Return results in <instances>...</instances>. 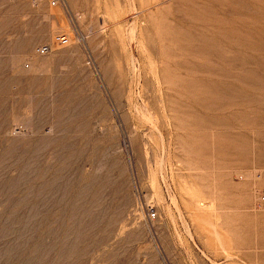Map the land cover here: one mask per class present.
I'll use <instances>...</instances> for the list:
<instances>
[{
	"label": "rangeland",
	"instance_id": "374dc122",
	"mask_svg": "<svg viewBox=\"0 0 264 264\" xmlns=\"http://www.w3.org/2000/svg\"><path fill=\"white\" fill-rule=\"evenodd\" d=\"M233 1L0 0V146L47 138L79 153L67 164L54 160L59 147L47 149L40 160L69 172L43 200L26 181L33 172L0 159V169L10 168L0 179L21 180L13 199L0 191V222L12 224L0 236V264H264V0H244L245 11ZM57 32L72 42L37 54ZM204 32L209 41L200 42ZM31 55L60 58L44 63L47 92L25 81ZM87 184L99 192L90 205L99 220L82 209L80 221L68 219ZM21 192L35 196L21 205ZM75 222L89 240L59 232L84 252L58 259L56 237L39 232ZM40 237L52 248L36 263L31 247Z\"/></svg>",
	"mask_w": 264,
	"mask_h": 264
},
{
	"label": "bare ground",
	"instance_id": "6f19581e",
	"mask_svg": "<svg viewBox=\"0 0 264 264\" xmlns=\"http://www.w3.org/2000/svg\"><path fill=\"white\" fill-rule=\"evenodd\" d=\"M185 1V0H184ZM205 1V0H204ZM238 2H239V4H238ZM190 3V2H189ZM209 3V2H208ZM228 3V2H227ZM233 4H232V6L234 7V8H236V11H237V7H239V5H240V7L242 8V10L243 11H245L246 10V4L244 3V0H236V2L235 1H233L232 2ZM251 8V7H250ZM205 9V7L203 8V10ZM212 9V8H211ZM209 11V10H208ZM236 11L234 12V10H233V12H234V14L236 15ZM254 11V10H253ZM203 12L204 11H202V12H200L198 15L200 16V17H202V15H203ZM206 14V13H205ZM217 14V13H216ZM215 15V14H214ZM233 15V14H232ZM217 16V15H216ZM220 17V16H219ZM245 18H246V16H245ZM244 17L241 19L242 21L245 19ZM210 19V18H209ZM214 20V19H213ZM233 20V19H232ZM208 21V20H207ZM213 22V21H212ZM217 22V21H216ZM230 22H231V18H230ZM232 23V22H231ZM234 24V23H233ZM236 27V26H235ZM235 27H232V25L230 26V28H229V33H231V34H233V35H240L238 32H234V30H239V32H240V29H237V27L235 28ZM219 29H221V27H219L218 28V30ZM242 33V32H241ZM213 34V33H212ZM247 34V33H246ZM207 35H210L209 33H206V32H204V33H201L200 35H199V40H200V42H201V39L202 40H206V41H209V39L207 38ZM254 37V36H253ZM210 38V37H209ZM239 39V38H238ZM252 39V38H251ZM233 41V40H232ZM243 41V40H242ZM244 43V42H243ZM229 46V45H228ZM226 48V47H225ZM240 52V51H239ZM238 55V54H237ZM216 56V55H215ZM239 56V55H238ZM15 57V56H14ZM219 57V56H218ZM20 59V58H19ZM242 59V58H241ZM238 60V59H237ZM236 62V61H235ZM231 63H232V61H231ZM185 65V64H184ZM202 64H199V67L201 66ZM186 66H188V65H186ZM206 67V66H205ZM207 67H209V66H207ZM204 68V67H203ZM230 71H232L231 69H229ZM211 71V70H210ZM215 71H216V69H215ZM227 73V72H226ZM249 74V73H248ZM230 77H232V74H231V72H230ZM217 77H221V76H217ZM235 78H238L239 77V75L238 76H234ZM214 78H216V76H214ZM240 78H242L241 76H240ZM248 78H250V79H257L258 78V76H248ZM217 79V78H216ZM181 83L182 84H184L185 86H187V87H191V88H193L195 85H196V83L193 81V79L191 80V79H186V78H183V80H181ZM200 88V93H199V96H204L205 95V93H206V88L202 85V86H200L199 87ZM231 90V89H230ZM215 93V92H214ZM213 93V94H214ZM34 101V100H33ZM33 105V104H32ZM0 109H1V106H0ZM35 110V109H34ZM39 113V112H38ZM38 113H37V115H38ZM70 113V112H69ZM42 114V113H41ZM40 115V114H39ZM43 115V114H42ZM62 116V115H61ZM64 116V115H63ZM63 116H62V118H63ZM37 117V116H36ZM43 117V116H42ZM48 117V116H47ZM53 117V116H52ZM38 118V117H37ZM198 119L201 121V118H199L198 117ZM46 120V119H45ZM190 120L191 121H193V122H196L197 120L195 119V118H190ZM213 120V119H212ZM239 120V118H235V117H231V118H229L228 119V123L230 122H237ZM60 121V120H59ZM214 121V120H213ZM5 122H6V120H4L1 124H0V128H2L3 127V125L5 124ZM8 123H10V122H8ZM62 124V123H61ZM70 130V129H69ZM62 131H63V128H62ZM7 133V132H6ZM3 136V135H2ZM208 139V138H207ZM14 140V139H13ZM237 139H235L234 137L233 138H231L229 141H228V143L227 142H225L226 144H227V146L229 147L228 149H232L233 148V144H234V142L236 141ZM10 141H12L11 139H10ZM14 142V141H13ZM66 143V142H65ZM63 141H58V143H57V141H54V140H49V139H47V138H45V139H40V140H37V141H35L34 143L33 142H28V144H26V146H24L23 148H20V146L18 147V146H14L13 144H10V142H9V145L8 146H4V147H2V146H0V159H1V162H2V160H4L5 159V161L6 160H8V161H11L12 159H15V161H11L13 164L14 163H21L20 164V166H18L17 167V170H19V172L20 173H26L27 174V172L29 173H31V172H33L34 174H32V175H34V177H33V179L34 180H32V179H28V180H26L28 183H30V188L32 187V189H35V190H37V194H36V196L35 197H37L38 196V198H40L41 200H43L44 199V196H42V193H43V191L44 190H48L49 192H47L48 194L51 192V190H53L57 185H59L58 184V182L57 181H59V180H57L58 179V176H59V174H63V173H65L66 174V172L68 173L69 172V169L67 168V167H64V168H58V169H56V168H53V166L52 165H49V164H44L43 162H42V160H40L41 159V157H43V155L46 153V151H47V149H49V148H54V147H59V149L57 150V151H55V152H52V153H54V156L53 157H55L54 158V160H63V161H65L67 164H71L70 162H71V160H72V158L73 157H75V156H77V155H79V153H75L74 151L73 152H67V151H63L62 152V150L64 149H66V148H68L69 146L68 145H66ZM18 144V143H17ZM71 144V143H70ZM5 145V144H4ZM68 146V147H67ZM56 149V148H55ZM53 151V150H52ZM52 156H51V159H52ZM79 157V156H78ZM76 159V158H75ZM260 159H263L264 160V157H260ZM7 161V162H8ZM52 161H53V159H52ZM4 163V162H3ZM31 163L33 164H35V168H33V169H31L28 165L30 164V166H31ZM75 163H76V161H75ZM28 164V165H27ZM19 165V164H18ZM11 166V165H10ZM32 167V166H31ZM12 168V167H11ZM10 168H9V165L7 166V167H1V169H0V174H2V172L3 171H8ZM15 169V168H14ZM13 171V170H12ZM256 171V170H255ZM257 172V171H256ZM11 174V173H10ZM19 173H17V176H19L18 175ZM25 174V175H26ZM50 175L51 177H50V179H44L45 178V176L46 175ZM255 175V174H254ZM63 176V175H62ZM23 177V176H22ZM26 177L28 178L29 177V175L27 176L26 175ZM254 178H253V182H256L257 180H258V178H257V175L256 176H253ZM26 178V179H27ZM20 180V179H19ZM19 180H17V178H6V179H0V191L1 192H3L4 194H8V195H6V196H9V199H13L12 198V194H14V192L15 191H18V190H16V189H18L20 186L18 185L19 183H18V181ZM40 180H43V181H40ZM21 181V180H20ZM29 181H33V182H29ZM24 183V182H23ZM22 183V185H24L25 186V184H23ZM27 185V184H26ZM65 186V185H64ZM28 187V186H27ZM29 188V187H28ZM27 188V189H28ZM32 189H30V190H32ZM67 189V188H66ZM29 190V191H30ZM57 190H59V189H57ZM63 190V189H62ZM22 191V190H21ZM69 191L70 190H68V193H69ZM25 192V191H24ZM27 192V191H26ZM25 192V193H26ZM66 192V191H65ZM90 192H92L91 194H90ZM28 193V192H27ZM31 193V192H30ZM78 193H79V198L77 197V199H79L80 200V204L78 205V201H74L75 203H73L72 205H70V207H72L70 210H71V214H70V216L68 217V219H71V218H73V219H76L77 217H76V214L75 213H77V211L79 210V209H82L83 211H84V213L85 212H87L86 213V216L88 217V218H90L91 220H93V222H95V221H98L99 220V217H100V214H97V213H95L96 211H93L92 210V208L90 207V205H96V204H98L99 203V199H100V195H99V192H97V191H93V190H91V187H90V184H87L85 187H83V188H81L80 189V191H78ZM45 194V193H44ZM89 195H91L90 197H89ZM34 196H32L31 194H24L23 192H21L20 193V196H19V198H20V204L21 205H23V204H25V203H27L28 204V201H30L31 199H33V197ZM59 196V195H58ZM16 197V196H15ZM53 196H51V198H52ZM61 197V196H60ZM59 197V198H60ZM76 197V196H75ZM2 198V197H1ZM5 197H3V199H4ZM63 198L64 197H62V200H63ZM46 199V198H45ZM65 199V198H64ZM74 199V198H73ZM82 199H83V201H82ZM2 200V199H1ZM8 200V199H7ZM17 200V199H16ZM6 201V200H5ZM81 201H82V203H81ZM55 202V201H54ZM67 202V201H66ZM70 202H71V200H70ZM3 203H5L4 201H3ZM7 203V202H6ZM19 203H17V204H19ZM59 203V202H58ZM89 203V204H88ZM1 205H3L2 204V202L0 203ZM13 204V203H12ZM44 204V203H43ZM60 204V203H59ZM7 205V204H6ZM8 205H9V203H8ZM15 205V204H14ZM39 205V204H38ZM67 205H68V202H67ZM29 206V205H28ZM41 206V205H40ZM47 206V205H46ZM17 207H19L20 208V206H18L17 205ZM16 207V208H17ZM32 207V206H31ZM42 207V206H41ZM45 207V206H44ZM49 207H51V206H49ZM58 207V206H57ZM95 207V206H94ZM95 208H97V207H95ZM3 209V208H2ZM1 209V210H2ZM4 209H5V206H4ZM3 209V210H4ZM7 209V208H6ZM10 209V208H9ZM11 209H12V207H11ZM53 209V208H52ZM62 209V215H61V217L60 218H62V220L61 221H63V219H65V215H66V208L65 207H62L61 208ZM94 209V208H93ZM29 210V209H28ZM45 210V209H44ZM59 210V209H58ZM253 210L254 211H258V209L257 208H253ZM5 211V210H4ZM12 211H14L13 209H12ZM12 211H11V214L13 215V213H12ZM48 212H49V210H47ZM54 211V210H53ZM250 211H252V210H250ZM1 212V211H0ZM40 212V211H39ZM17 213V212H16ZM23 213V212H22ZM22 213H21V215H22ZM58 212H56L55 214H57ZM70 213V212H69ZM15 214V213H14ZM42 214V213H41ZM53 214V213H52ZM55 214H54V216H55ZM75 214V215H74ZM78 214H79V212H78ZM77 214V215H78ZM82 214V213H81ZM80 214V215H81ZM10 215V214H9ZM11 215V216H12ZM30 215V214H29ZM35 215V214H34ZM83 215H85V214H82V216ZM103 215V214H102ZM33 216V215H32ZM38 217H39V215H37ZM52 215H48L46 218H52L51 217ZM13 217V216H12ZM16 217V216H15ZM24 217V216H23ZM76 217V218H75ZM2 218V217H1ZM20 218V217H19ZM27 218V217H26ZM54 218V217H53ZM81 219H82V217H80ZM80 218H77V220L78 221H80L79 219ZM244 218V217H243ZM10 219V218H9ZM8 219V220H9ZM73 219L71 220V223H72V221H73ZM5 220V219H4ZM16 220H18V219H16ZM15 220V221H16ZM26 220V219H25ZM32 220V219H31ZM44 220V219H43ZM42 220V221H43ZM50 220V219H49ZM59 220V219H58ZM85 220V218L83 219V221ZM90 220V221H91ZM87 221V220H86ZM85 221V222H86ZM20 222V221H19ZM30 222V221H29ZM52 222V221H51ZM54 222H56L57 223V221L55 220ZM53 222V223H54ZM41 223V222H40ZM39 223V224H40ZM46 222H44V224H45ZM76 223V222H75ZM79 223V222H78ZM61 224H63V222L61 223ZM77 224V223H76ZM82 224V223H81ZM81 224H77V226H71V227H68V225L69 224H67V226H65V225H62V226H59L58 228L56 227V228H53V227H50L51 226V224L49 225V227H47L46 229H44L43 231H41V232H39L40 234H44V235H46V234H48V236H49V234H50V237H51V235H53V236H55L56 237V239H55V245H54V249H55V252H56V254L58 253V259H62V260H64V259H66V258H71V256H73L75 253H77V252H80V249H79V247L77 246V245H75L74 244V240L73 239H71L70 237H69V235L68 234H66V235H63V236H61V234H60V227L62 228V227H64L65 229V232L67 231H71V233H73V234H75V237L76 238H79V237H81L82 238V240H89V237L87 236V235H84V232H86V231H84L85 230V226L86 225H83L84 227H82L81 226ZM97 224V223H96ZM53 225V224H52ZM54 225H55V223H54ZM91 224H89V226H90ZM99 225V224H98ZM12 226V224H10V223H6V222H0V236H2V235H4V233L5 232H7V230L9 229V227H11ZM43 226V225H42ZM97 226V225H96ZM67 227V228H66ZM100 227V226H99ZM72 228H73V230H72ZM98 228V227H97ZM58 229V230H57ZM87 229V228H86ZM39 230V229H38ZM89 230H91V229H89ZM66 232V233H67ZM69 233V232H68ZM87 233H88V231H87ZM72 234V235H73ZM39 235V234H38ZM71 236V235H70ZM38 237V236H37ZM42 237H43V235H42ZM42 237H40V239H39V241L33 246V247H31L32 248V250H31V252L33 253V254H35V256H36V259H37V257L39 258L38 260H37V262L36 263H38V261L40 262V263H42L43 262V258L44 257H48L50 254H51V248H50V246H46L45 245V242H44V240L42 241L41 240V238ZM75 237H73V238H75ZM80 238V239H81ZM76 241V240H75ZM44 242V243H43ZM79 242V241H78ZM99 241H97V243H98ZM84 243V242H83ZM77 244V243H76ZM92 244V243H91ZM94 244V243H93ZM4 246V245H3ZM91 246V245H90ZM94 246V245H93ZM15 248H16V246H15ZM11 249V248H10ZM84 249V248H83ZM8 250V249H7ZM86 251V250H85ZM84 252V251H83ZM83 252H80V253H83ZM86 253V252H85ZM7 255H9V254H7ZM79 255V254H78ZM81 255V254H80ZM79 255V256H80ZM84 255V254H83ZM53 256V255H52ZM50 261L49 262H47L48 264H52V260H53V258H52V260H51V257H50V259H49ZM68 260V259H67ZM28 261H30V260H27V262ZM75 262V261H74ZM73 262V263H74ZM43 264H46L45 262L43 263ZM53 264H55V263H53Z\"/></svg>",
	"mask_w": 264,
	"mask_h": 264
},
{
	"label": "crops",
	"instance_id": "0c3cea01",
	"mask_svg": "<svg viewBox=\"0 0 264 264\" xmlns=\"http://www.w3.org/2000/svg\"><path fill=\"white\" fill-rule=\"evenodd\" d=\"M52 59H56L53 60V62H57V60H59L60 58L59 57L38 58L35 55L30 56V62L25 67L26 69L25 74L27 75L25 81H27L28 83H30V85H32L31 87H33L32 88L33 92L43 93L49 90L48 83L50 82V78L46 68L44 67V63Z\"/></svg>",
	"mask_w": 264,
	"mask_h": 264
},
{
	"label": "built area",
	"instance_id": "2783aa9c",
	"mask_svg": "<svg viewBox=\"0 0 264 264\" xmlns=\"http://www.w3.org/2000/svg\"><path fill=\"white\" fill-rule=\"evenodd\" d=\"M46 2L50 7H66V0H39ZM73 40L71 34L66 32H57L52 35L49 42L41 44L35 48V52L39 55H46L52 52L61 51L67 47ZM148 215L153 216L154 210H148Z\"/></svg>",
	"mask_w": 264,
	"mask_h": 264
}]
</instances>
